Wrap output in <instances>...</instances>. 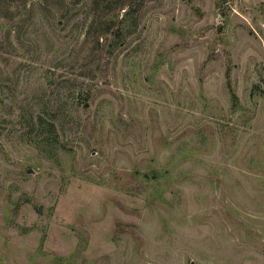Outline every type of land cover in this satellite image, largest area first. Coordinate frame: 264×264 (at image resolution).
I'll return each instance as SVG.
<instances>
[{"label":"rangeland","instance_id":"obj_1","mask_svg":"<svg viewBox=\"0 0 264 264\" xmlns=\"http://www.w3.org/2000/svg\"><path fill=\"white\" fill-rule=\"evenodd\" d=\"M0 264H264V0H0Z\"/></svg>","mask_w":264,"mask_h":264},{"label":"trees","instance_id":"obj_2","mask_svg":"<svg viewBox=\"0 0 264 264\" xmlns=\"http://www.w3.org/2000/svg\"><path fill=\"white\" fill-rule=\"evenodd\" d=\"M132 15L130 14V12H127L125 14V16L122 18V21H121V26L119 27V30H118V34H119V37L122 36L125 32V28H126V24L123 25V23L127 20L129 21L131 19ZM234 96V99H236V101L238 102L239 98H238V95H236L235 93L233 94Z\"/></svg>","mask_w":264,"mask_h":264},{"label":"water","instance_id":"obj_3","mask_svg":"<svg viewBox=\"0 0 264 264\" xmlns=\"http://www.w3.org/2000/svg\"><path fill=\"white\" fill-rule=\"evenodd\" d=\"M29 172H34L35 170L33 168L28 169Z\"/></svg>","mask_w":264,"mask_h":264}]
</instances>
